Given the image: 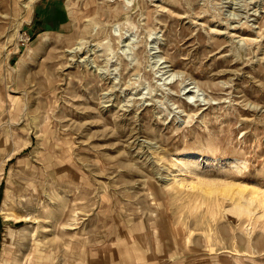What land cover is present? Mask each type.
Returning <instances> with one entry per match:
<instances>
[{"label":"rangeland","instance_id":"obj_1","mask_svg":"<svg viewBox=\"0 0 264 264\" xmlns=\"http://www.w3.org/2000/svg\"><path fill=\"white\" fill-rule=\"evenodd\" d=\"M0 264H264V0H0Z\"/></svg>","mask_w":264,"mask_h":264},{"label":"crops","instance_id":"obj_2","mask_svg":"<svg viewBox=\"0 0 264 264\" xmlns=\"http://www.w3.org/2000/svg\"><path fill=\"white\" fill-rule=\"evenodd\" d=\"M55 2H56V1H55ZM64 25H65V24H64ZM64 25H63V26H64Z\"/></svg>","mask_w":264,"mask_h":264}]
</instances>
